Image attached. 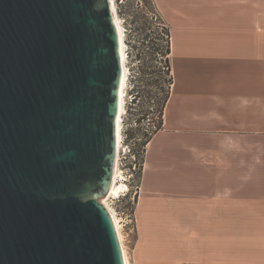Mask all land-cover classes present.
<instances>
[{
    "label": "water",
    "instance_id": "obj_1",
    "mask_svg": "<svg viewBox=\"0 0 264 264\" xmlns=\"http://www.w3.org/2000/svg\"><path fill=\"white\" fill-rule=\"evenodd\" d=\"M122 71L110 0H0V264H125L97 199Z\"/></svg>",
    "mask_w": 264,
    "mask_h": 264
},
{
    "label": "crops",
    "instance_id": "obj_2",
    "mask_svg": "<svg viewBox=\"0 0 264 264\" xmlns=\"http://www.w3.org/2000/svg\"><path fill=\"white\" fill-rule=\"evenodd\" d=\"M174 76L131 264H264V0H153Z\"/></svg>",
    "mask_w": 264,
    "mask_h": 264
},
{
    "label": "rangeland",
    "instance_id": "obj_3",
    "mask_svg": "<svg viewBox=\"0 0 264 264\" xmlns=\"http://www.w3.org/2000/svg\"><path fill=\"white\" fill-rule=\"evenodd\" d=\"M117 4L118 14L122 20V24L125 29V41L124 51L126 53L125 58L127 59V78L124 85V98H125V109L123 112V120H121V130L122 137L120 140V154L117 160V167H119L120 172L118 173V181L125 182L127 188L122 190L118 196H97V199L101 202L104 197L107 198V203L113 208L117 216L119 217V222L122 224L129 220L130 216H135V208L141 191V173L143 167L144 153L141 150V139L139 136H142L144 131L152 126L157 120L156 113L153 108L147 107V114L142 118L141 123L139 124V129L130 130L131 123H133V118L137 117L138 107L136 106L132 110V114L127 113V105L131 99L130 89L133 85L130 73L137 74L136 64L140 63V60L136 58V47H131L127 39L131 40L132 45L138 44V35L140 27L145 23L149 29L147 30L151 37H154L153 40L155 43L156 50H146L143 52L144 58L141 59L142 63L145 65L151 66L149 72L155 70L154 73H149L147 76L148 80L158 79L156 86H148L151 89L154 98L157 100L161 96L159 90V84L161 79L160 65H161V52L159 48L161 44L164 43L163 39L159 34H157V25H156V16L154 12L158 14V11L155 7L153 0H115ZM139 28V30H138ZM130 51V55L127 52ZM132 68H136V73L133 72ZM150 105V104H149ZM153 106L154 103H151ZM145 107V108H146ZM154 107V106H153ZM133 127H136L135 125ZM133 132L135 136L132 138H127V135ZM122 141V143H121ZM107 193V192H106ZM105 193V194H106ZM136 217V216H135ZM120 230L123 238V244L125 246V254L127 255L128 264H131V254L136 244L137 238V221L136 228L131 231L126 226H122Z\"/></svg>",
    "mask_w": 264,
    "mask_h": 264
},
{
    "label": "trees",
    "instance_id": "obj_4",
    "mask_svg": "<svg viewBox=\"0 0 264 264\" xmlns=\"http://www.w3.org/2000/svg\"><path fill=\"white\" fill-rule=\"evenodd\" d=\"M118 11V10H117ZM156 16V25H157V34L161 36L164 43L161 44V47L159 48L161 52V65L159 72L161 73V79L159 84V90L161 93V96L158 97L156 100L154 98V95L152 94L151 89L148 88V86H156V82L158 79L148 80L147 74L154 73L155 70L148 71L151 66L145 65L142 63L141 59L144 58L143 52L146 50H156L155 43L153 40L154 37H151V34L147 31L149 27L144 23L140 27L139 35H138V44L131 43V40L127 39L128 43L131 44V47H136V58L140 60L139 64H136L137 74L130 73L131 81L133 85L131 86L130 93L132 94L130 101L127 105V113L132 114V110L135 109V107H138V111L135 114H138L137 117H134L133 123H131L130 130L134 131L139 129V124L141 123L142 118L148 113L147 112V105L148 108H153L154 112L156 113L157 120L155 123L150 126L146 131H144L142 136H139L141 139L140 145L141 150L143 153H145L146 145L152 138V136L159 131L163 126L164 121V111L167 105V102L169 100L172 85L174 82V76L172 73V66H171V32L169 26L164 22L163 18L154 12ZM139 30V28H138ZM127 54L130 55V51L127 52ZM136 68H132L133 72L136 73ZM151 103H154V107L151 105ZM150 104V105H149ZM146 107V108H145ZM136 127H133V126ZM137 128V129H136ZM135 136L133 132H130L127 135V138H132Z\"/></svg>",
    "mask_w": 264,
    "mask_h": 264
},
{
    "label": "bare ground",
    "instance_id": "obj_5",
    "mask_svg": "<svg viewBox=\"0 0 264 264\" xmlns=\"http://www.w3.org/2000/svg\"><path fill=\"white\" fill-rule=\"evenodd\" d=\"M110 7L113 11V19L116 23V27L119 32V49H120V56H121V62H122V77L120 81V86H119V112L116 118V154H115V160H114V165H113V174H112V179H111V184L110 187L107 189V193L105 196L112 197V196H118L122 190H125L127 188V185L125 182L118 181V173L120 172L119 167H117V160L118 156L120 154V140L122 137V130H121V120H123V112L125 107V98H124V85H125V80L127 78V59L125 58L126 53L124 51V45L126 44L125 41V29L122 24V20L118 14L117 11V4L115 0H110ZM122 143V141H121ZM99 201V200H98ZM100 202V201H99ZM106 210H110L112 213V221L113 224L116 228V234L122 249L123 257L125 264H128V259L127 255L125 254V246L123 244V238L120 230V222H119V217L113 210V208L107 203V198L104 197V199L100 202Z\"/></svg>",
    "mask_w": 264,
    "mask_h": 264
},
{
    "label": "built area",
    "instance_id": "obj_6",
    "mask_svg": "<svg viewBox=\"0 0 264 264\" xmlns=\"http://www.w3.org/2000/svg\"><path fill=\"white\" fill-rule=\"evenodd\" d=\"M121 223V222H120ZM129 224V225H127ZM126 226L130 229L131 228V231L134 230L136 228V217L133 215V216H130L129 217V220L125 223H121V229H122V226Z\"/></svg>",
    "mask_w": 264,
    "mask_h": 264
}]
</instances>
